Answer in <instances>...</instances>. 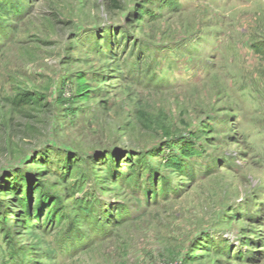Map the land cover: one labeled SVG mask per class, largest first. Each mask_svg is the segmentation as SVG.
I'll return each mask as SVG.
<instances>
[{
    "label": "rangeland",
    "instance_id": "rangeland-1",
    "mask_svg": "<svg viewBox=\"0 0 264 264\" xmlns=\"http://www.w3.org/2000/svg\"><path fill=\"white\" fill-rule=\"evenodd\" d=\"M0 264H264V0H0Z\"/></svg>",
    "mask_w": 264,
    "mask_h": 264
},
{
    "label": "trees",
    "instance_id": "trees-1",
    "mask_svg": "<svg viewBox=\"0 0 264 264\" xmlns=\"http://www.w3.org/2000/svg\"><path fill=\"white\" fill-rule=\"evenodd\" d=\"M112 3L117 6L118 5V0H111ZM183 160H187L188 158H191L192 157V153H183L181 154L180 156ZM178 156H175L171 159L170 163L168 164L169 167H177L178 165ZM179 170L178 171H183V169H185L184 167H178Z\"/></svg>",
    "mask_w": 264,
    "mask_h": 264
}]
</instances>
